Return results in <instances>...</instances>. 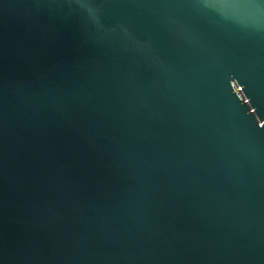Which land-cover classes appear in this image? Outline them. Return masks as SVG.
I'll return each mask as SVG.
<instances>
[{
	"label": "water",
	"instance_id": "95a60500",
	"mask_svg": "<svg viewBox=\"0 0 264 264\" xmlns=\"http://www.w3.org/2000/svg\"><path fill=\"white\" fill-rule=\"evenodd\" d=\"M0 264H264V0H0Z\"/></svg>",
	"mask_w": 264,
	"mask_h": 264
}]
</instances>
